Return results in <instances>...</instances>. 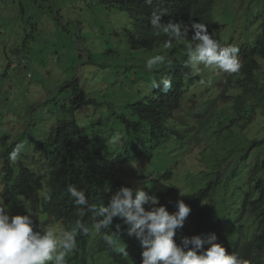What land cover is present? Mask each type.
I'll use <instances>...</instances> for the list:
<instances>
[{
	"label": "trees",
	"instance_id": "trees-1",
	"mask_svg": "<svg viewBox=\"0 0 264 264\" xmlns=\"http://www.w3.org/2000/svg\"><path fill=\"white\" fill-rule=\"evenodd\" d=\"M213 1L153 0L152 5H146L144 0H98L97 5H102V8H113L117 14L116 19L121 22L116 35L123 43V54H119V49L113 48H107L103 53L107 57L118 56L116 60L118 62L113 67V74L116 77L111 84L110 75L103 76L101 73L99 77L100 82L116 86L117 95L106 90L104 95L108 96V99L97 98L95 95L99 94L98 89L88 90L86 81L81 84L78 77L58 84L51 97L63 118L43 133L44 140L41 144L36 143L42 145L41 157L45 169L43 168L40 174L30 169H22L14 176L13 167L5 158L4 170L8 181H5L0 196L2 206L10 213L23 212L24 205L19 197L22 194L27 195L34 187L43 185V172L48 177L47 194H50V198L46 199L45 196L42 198V210L45 214L43 224L55 222L60 230H70L75 222L80 220L90 229L89 234L100 236L103 242L107 241L104 236L107 234L111 237L112 232H116V225L120 224L119 238L113 237L111 243L104 244L103 247L111 248L112 253L114 252L109 264H131V252L137 253L133 242L137 240L124 234L123 230L127 226L119 218H114L109 229L96 233L92 230L95 219L90 213L83 217L78 215V208L73 198L68 195L67 187L71 185L83 190L90 203H98L94 196L104 185L109 186V198L126 183L125 180L149 175L145 167H141L142 155L149 159L153 150L165 142L166 128L162 125L163 115L179 108L183 96L186 95L187 98L191 84L199 75H191L185 79L184 74L190 70L172 54L171 48L176 49L174 48L176 41H172L170 53L163 51L165 57L163 64L151 71L146 69L145 62L151 55L148 57L145 55L156 48H166L165 44L168 42V38L163 35L159 37L153 35L148 18L154 9H164L167 14L162 17V21L165 23L169 20L175 21L174 15L181 10L182 17L201 18L199 21L206 22L212 27L213 22L208 8L210 9ZM26 37L24 44L29 39ZM133 50L139 53H133ZM258 57L264 59V21L258 40L241 49L243 80L247 85V91L255 94L252 105L256 109L259 108L264 115V90L255 87V72L259 68ZM100 66L106 71L110 64L101 63ZM117 67H120V70H115ZM165 76L173 79V87L168 93H162L159 89L148 91L153 79L159 81ZM249 131L253 132L246 135L248 146H245L247 148L240 157L241 161L251 160L249 169L241 170L234 167L227 172L222 170L210 181L208 173L203 172L202 179L191 182L187 196L189 202L194 199L200 200L217 189L224 197L231 195L226 203L236 201L241 207V212L232 216L223 212L222 216H219L212 212L210 204L208 212H201L204 206L197 203L195 211L191 210L180 230L183 232L181 236H192L201 235L198 233L199 229L204 232L203 228H206L208 234L214 233L225 242L226 248L228 246L243 261L250 258L253 263H262L259 255L254 253L252 255L251 249L258 240L259 242L264 240L262 237L255 239V228L264 231V125H254ZM258 132H261V136ZM129 148H137V153L126 156L123 150ZM230 173L235 177L234 182L227 180L219 184L222 177L227 178ZM162 188L163 185H160L159 189L154 188L150 193L161 195ZM108 198L104 202L105 205ZM43 226L41 228L44 230ZM231 235H235V239L230 240ZM84 236L77 235V246L86 245L87 239ZM180 237L176 239L177 243ZM121 247L125 248L127 255L119 251ZM78 264L90 262L82 257ZM95 264H102L98 256Z\"/></svg>",
	"mask_w": 264,
	"mask_h": 264
},
{
	"label": "clouds",
	"instance_id": "clouds-1",
	"mask_svg": "<svg viewBox=\"0 0 264 264\" xmlns=\"http://www.w3.org/2000/svg\"><path fill=\"white\" fill-rule=\"evenodd\" d=\"M215 2L216 0L213 1L210 9L208 8L213 22L212 27L206 22L199 21L202 20L201 18L198 19L193 16L182 17L181 10L174 15L175 21L169 20L166 23L162 21V17L167 14L164 9H154L148 18L153 35L157 37L163 35L168 38V42L165 44L166 48L159 47L148 54L151 57L145 62L146 69L151 71L163 64L165 62L163 51L166 50L170 53L169 49L172 47V41H176L177 43L174 47L176 49L171 48L172 54L174 58L184 64L185 68L190 70L184 74L185 79L189 76L191 77V75L200 74L201 67L222 72L217 84L220 94L210 101L209 106L207 104L205 108L198 110L197 107H194L195 103L187 102L186 98L184 105L181 104L177 110L172 113H166L162 117L163 128H166V140L172 134L181 136V130L190 138V143L196 148V153L188 162V167L192 168L198 165L200 176L203 172L208 173V167L205 165L206 155L214 151L212 148L207 147L206 142L211 134L208 129L215 114L230 111L232 108L233 112L227 120L228 126H232L236 121L242 120L241 127H246L242 128L246 135H250L253 132L249 131L252 126L264 125V123L261 125L254 118V115L257 114L264 120V115H262L259 108L256 109L252 105L255 94L247 91V85H245L241 74L242 48L237 45H222L219 40L214 38L217 28L213 14ZM144 3L152 5L153 0H144ZM261 9L264 10V3ZM260 32L261 28L252 43L258 40ZM251 44L247 46L249 47ZM159 49L161 51H158ZM14 52L17 55L20 54L19 49H15ZM183 56L186 57L185 60H183ZM260 59L264 60L260 57L257 58L259 67ZM24 63L25 59L19 56V58L11 60L3 72L0 71L1 95L3 76H6L15 66ZM172 87L173 79L165 76L159 81L153 79L148 91L159 89L160 92L166 94ZM233 87H235V91L232 90ZM255 87L264 90V87H261L257 80ZM192 94L189 92L187 97ZM181 108L186 112L184 115L179 113ZM260 133L258 132V135ZM43 140L42 134L37 142L41 144ZM22 147L23 145L19 144L15 149L9 147L10 156H8L7 160L13 167L14 176H17L22 169L28 170V168H24L21 160L18 159ZM158 148L153 150L149 159H147L146 155H142L141 167H145L146 173L149 175L125 180L126 183L109 198V186L104 185L94 196L98 203H90L83 190H78L75 186L69 185L67 193L73 198L74 204L78 208V215L83 217L90 213L96 221L92 226V230L98 234L104 229H109V225L112 224L114 218H119L127 226L123 230L124 234L137 240L133 242L137 253L131 252L134 255V257L132 255L130 257L131 264L136 262L138 264H264V240L263 242L258 240L251 249L252 255L253 253L259 255L262 263H253L250 258H245L244 261L240 259L228 246L226 248L225 242L221 241L214 233L205 235L199 229L198 233L200 232L201 235H179V230L183 228L191 210L195 211L194 207L197 203L204 206L201 212H208V204H210L212 212L219 216H222L223 212L228 216L240 213L241 207L238 206L236 201L226 203L231 195L224 197L217 189L212 193L210 192V195L205 198L194 199L189 202L187 196L190 188L180 183V176L177 175L173 178L172 170L160 171L152 164L153 155ZM246 148H242L241 154ZM123 151L128 156L131 153L136 154L137 148H129ZM241 154L234 167L248 170L251 166V160L241 161ZM126 156L123 157L125 158ZM27 157L32 160V165L34 161H37L36 155L28 154ZM239 163L240 166H238ZM220 168L225 170V172L227 171L225 161L220 163ZM4 172L6 181H8L6 171L4 170ZM172 178L173 183L177 185L175 191L171 183ZM160 185H163L162 191H159L162 193L161 195L150 193L154 188L159 189ZM39 187L41 188L38 191L33 192L34 188H38L34 187L27 192V195L22 194L19 197L22 205L25 204L29 210H40L43 206L42 198L44 196L46 199L50 198V194H47L49 192V184L48 188H43L42 185ZM107 198L108 202L105 205L104 202ZM43 221L39 223V217L34 220L30 214L10 213L2 206V201H0V264H67L66 257L77 247L76 237L78 234L85 235L86 239L92 237L93 253L98 256L102 264H109L111 261L114 252L112 253L111 248L105 249L103 245L111 243L113 237L119 238L121 232L120 224L116 225V232H112L111 237L107 234L104 236L107 241L103 242L100 236L89 234L90 229L80 220H77L70 230L61 229L59 232L46 229L55 227L57 223L53 222L44 225ZM41 226L44 227V230ZM235 235H231L230 240L235 239ZM179 237V243H177L176 239ZM257 237L264 239V231L255 228V239ZM217 239L219 242H217ZM129 243L131 242L129 241ZM205 245H207L206 248ZM98 248L99 250H97ZM119 251L127 255L124 247H121Z\"/></svg>",
	"mask_w": 264,
	"mask_h": 264
},
{
	"label": "rangeland",
	"instance_id": "rangeland-1",
	"mask_svg": "<svg viewBox=\"0 0 264 264\" xmlns=\"http://www.w3.org/2000/svg\"><path fill=\"white\" fill-rule=\"evenodd\" d=\"M97 1L0 0V71L3 72L14 58L21 56L25 59L24 64L15 66L3 76L0 96V196L6 181L4 159L10 156L9 147L15 149L18 144L23 145L18 159L24 168L37 174L45 169L41 157L42 145L36 143L40 135L63 118L51 97L58 84L78 77L81 84L86 81L88 90L98 89L99 94L95 95L97 98L108 99L104 95L106 90L117 95L118 88L100 82L99 77L101 73L103 76L110 75L109 84L116 77L113 67L118 62V56L107 57L103 53L107 48H113L123 54V43L116 35L121 22L116 19L117 14L113 8L104 10L102 5H97ZM263 3L264 0H216L213 14L217 28L214 38L222 45H237L239 48L251 44L264 20V10L261 9ZM26 35L29 39L24 44ZM15 49H19L20 54L17 55ZM132 52L136 53L137 50ZM101 63L110 64L109 70L103 71ZM115 70H120V67ZM221 74V71L201 67L199 78L191 84L189 92L193 94L187 97V102H194L198 110L207 104L209 106L210 101L220 94L217 84ZM255 74L259 85L264 87V60L260 59V67ZM232 90L235 91V87ZM185 99L186 95L183 96L182 105ZM232 112L231 108L230 111L215 114L208 129L211 134L206 142L207 147L214 150L206 155L208 181L222 172L219 166L223 161L226 162L227 171L233 170L242 148L248 146L246 133L241 127L243 121L238 120L228 126L227 120ZM179 113L184 115L186 112L181 108ZM254 118L261 125L264 123L261 116L255 114ZM180 134L170 135L155 151L152 164L160 171L172 170L173 178L179 175L180 183L189 188L191 182L202 179V175H199L198 165L188 167L196 148L183 130ZM28 154L38 157L33 165ZM231 174L227 178L222 177L219 184L227 180L234 182L235 177ZM173 178L171 183L175 191L177 185L173 183ZM42 184L43 188H48V177L44 173ZM40 188H34L33 192ZM23 205L24 212L20 215L30 214L34 220L39 217V223L42 222L45 216L42 208L34 211ZM46 229L60 231L59 226ZM203 231L207 235L208 229L203 228ZM182 234V230H179V235ZM92 246L93 239L88 237L85 246H77L68 254L67 264H78L82 257L90 264H95L97 257Z\"/></svg>",
	"mask_w": 264,
	"mask_h": 264
}]
</instances>
